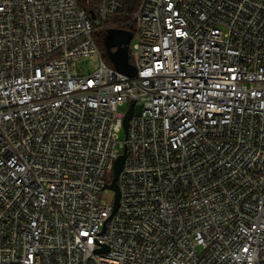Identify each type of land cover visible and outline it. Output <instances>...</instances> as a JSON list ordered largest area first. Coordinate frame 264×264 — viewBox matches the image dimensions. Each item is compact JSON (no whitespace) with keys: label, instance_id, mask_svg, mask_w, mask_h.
I'll return each mask as SVG.
<instances>
[{"label":"built area","instance_id":"1","mask_svg":"<svg viewBox=\"0 0 264 264\" xmlns=\"http://www.w3.org/2000/svg\"><path fill=\"white\" fill-rule=\"evenodd\" d=\"M122 3L0 0V264H264V0H142L133 76Z\"/></svg>","mask_w":264,"mask_h":264},{"label":"trees","instance_id":"2","mask_svg":"<svg viewBox=\"0 0 264 264\" xmlns=\"http://www.w3.org/2000/svg\"><path fill=\"white\" fill-rule=\"evenodd\" d=\"M77 1H78V4L80 7L87 8L89 0H77ZM141 2H142V0H123V3H122V6L120 8L119 13L111 21L112 24H118V23L122 24V29L131 32L133 34V38L135 36V26H134V23L131 21V19H132L134 13L138 10ZM101 35H99L98 38H100L101 40H104L102 51H105V53L108 56V60H109V62L108 63L106 62V64L110 68H113L116 70L119 69V71L122 73H125L128 75H133L135 67H134V63H133V59H132L130 45H129V50H128L127 56H120V57H118V59H115V57H112V55L109 52V46H110L111 38L107 41L105 39L106 36L110 37L109 32L103 31L101 33ZM103 37H104V39H103ZM95 40H97L96 37H95ZM110 51L114 52V48H111Z\"/></svg>","mask_w":264,"mask_h":264},{"label":"water","instance_id":"3","mask_svg":"<svg viewBox=\"0 0 264 264\" xmlns=\"http://www.w3.org/2000/svg\"><path fill=\"white\" fill-rule=\"evenodd\" d=\"M132 39H133V34L129 31L122 30V29L112 30L111 31V40H110L111 42H110V46H109V52L112 55V57H115V59H118V57H120V56H127L128 50H129V45H130ZM111 48H118V49L116 52H111L110 51ZM118 71H119V69H118ZM134 74H135V70H134ZM133 75H130V76H133ZM134 113H135V102H132L128 112L126 113V116H125L124 122H123L124 123V131H125L126 135L128 134L129 124H130V121H131ZM126 153H127V149L125 148L123 154L119 156V158L117 159V161L115 163L114 179H113L112 183L110 185H107V187H106L107 189L112 190L116 193V201H115V205H114V211H113V214H112L110 219H112L115 216V214L117 213L118 208H119L120 189L118 186V179H119V176H120V174L123 170V167H124V163L126 160ZM108 251H109V248L105 246L102 250L97 251V253H105Z\"/></svg>","mask_w":264,"mask_h":264},{"label":"rangeland","instance_id":"4","mask_svg":"<svg viewBox=\"0 0 264 264\" xmlns=\"http://www.w3.org/2000/svg\"><path fill=\"white\" fill-rule=\"evenodd\" d=\"M103 31H108L109 34H110V37L106 36L105 39L106 41L109 40L111 38V30L110 29H102L100 31H97L95 37H96V41H97V45H98V48H99V51L101 53V56H102V59L105 61V62H109L108 60V56L107 54L105 53V51H102V47H103V44H104V40H101L99 37V35H101V33ZM102 36V35H101ZM135 38V37H134ZM104 39V37H103ZM133 41L130 43V50L132 51L133 50V44L135 43L136 39H132ZM75 67L76 69L83 73V74H89L91 72H93L94 70H96L98 68V59L93 57V58H86V59H78L75 63ZM127 110V105L121 107V112H126ZM126 140V133L124 131V129L120 132L119 134V145H118V149L123 152V148H122V145L123 143L125 142ZM115 197V192L112 191V190H109L107 192H105L103 195H102V201L106 204V205H111L112 203V200L113 198Z\"/></svg>","mask_w":264,"mask_h":264},{"label":"flooded vegetation","instance_id":"5","mask_svg":"<svg viewBox=\"0 0 264 264\" xmlns=\"http://www.w3.org/2000/svg\"><path fill=\"white\" fill-rule=\"evenodd\" d=\"M117 49H118V48H114V52H116V51H117Z\"/></svg>","mask_w":264,"mask_h":264}]
</instances>
